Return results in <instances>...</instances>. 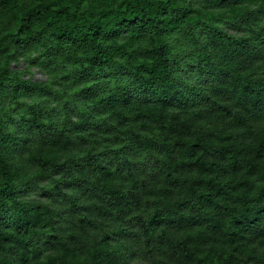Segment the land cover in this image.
I'll use <instances>...</instances> for the list:
<instances>
[{"label":"trees","instance_id":"obj_1","mask_svg":"<svg viewBox=\"0 0 264 264\" xmlns=\"http://www.w3.org/2000/svg\"><path fill=\"white\" fill-rule=\"evenodd\" d=\"M246 1L44 0L22 8L15 0H2V10L9 12L10 19L0 26V98L6 81L11 80L9 61L2 63L6 53L3 47L12 41L22 46L30 39L41 41L49 54L62 55L85 78L104 68L128 76L127 83L117 84L106 96H99L97 109L107 107L118 119L133 122L123 123L132 128L127 145L133 153L145 151L152 161L160 162L165 179L171 181L178 195L155 204L148 213L149 220L140 212L146 204L136 184L127 189L103 184L93 189L92 195L112 202L115 215L130 214L136 220L144 242L154 254L148 264H264V252L245 247L256 231L264 228V129L254 128L249 122L250 115H264V29L249 26L250 36H238L193 13L209 5L232 8L237 3L248 12ZM13 22L16 26L8 29ZM197 28L205 33L190 41L200 47L203 55L192 73L184 76L180 52L169 37L175 31L194 35ZM125 32L148 42L144 58H137L125 42H118ZM226 51L261 65L254 72L236 66L230 71L232 77H227L216 64L217 55L226 56ZM118 52L125 55L124 61L116 58ZM89 89L88 95L92 96L93 90ZM228 97L234 104L218 101ZM190 101L208 102L222 109L224 115L243 126L245 136L207 129L187 130L186 134L178 130L174 136L175 109L186 110ZM39 111L34 110L33 117L23 120L62 154L72 153L80 141H90L89 157L83 165L75 163V169L92 165L99 158L96 140H88L81 132L72 137L67 122L51 131ZM148 119L160 124L161 136L141 137L133 131L137 123ZM1 131L0 126V264H137L111 245L107 232L89 242L75 235L65 240L56 235L43 236L44 229L53 223V210L19 199L18 190L34 177H51L58 168H64L61 157L38 148L28 156L29 170L20 169L9 155L10 150L16 151V145H7ZM23 139L27 142L28 136ZM129 172L134 178L131 168ZM74 179L88 188L89 184L75 174ZM75 208L81 212V208ZM171 217L182 225L202 221L206 228L198 229L195 236L175 237L166 227H160V220ZM196 237L212 240V244L198 242ZM129 246L135 248L134 244Z\"/></svg>","mask_w":264,"mask_h":264},{"label":"rangeland","instance_id":"obj_2","mask_svg":"<svg viewBox=\"0 0 264 264\" xmlns=\"http://www.w3.org/2000/svg\"><path fill=\"white\" fill-rule=\"evenodd\" d=\"M15 1L25 8L44 0ZM245 3L248 11H245L246 14L243 4L238 3L232 5V8L209 5L206 10L199 8L200 11L193 13L195 16L207 17L211 24H217L234 35L250 36L252 32L249 26L264 29V0H247ZM2 9L0 0V26L9 23L10 19L9 12ZM250 11L255 14H250ZM15 26L16 23L13 22L7 27L13 30ZM204 33L202 28H197L194 35H180L175 31L169 37L171 45L180 52L178 57L184 76L192 73L191 70L194 69L200 54L203 55L200 47L191 42L192 38ZM117 40L119 43L125 42L130 53L137 58L146 56L145 46H148V42L144 39L129 37L125 32ZM20 44L12 41L8 47H3L6 48V53L2 63L9 61L11 80L6 81L5 91L0 98V126L1 132L7 137L6 142H9L7 145H16V151L10 150L9 155L17 167L27 171L31 167L28 156L33 150L40 148L54 151L59 153L64 168H58L51 177L30 179L18 190V198L25 202L44 204L53 210V223L49 229H44L43 236L56 235L65 240L75 235L81 241L89 242L101 239L103 233L107 232L111 245L126 255L132 263L148 264L153 260L154 254L144 242L136 220H132L130 214L115 215L112 202L97 200L92 195L93 189L101 188L103 184L112 183L121 189L134 188L136 184L144 196L143 204L146 205L141 206L140 212L146 220L150 219L148 213L155 204L178 195L171 181L165 179L161 165H158L160 162L155 159L152 161L153 158L145 151L141 154L133 153L130 145H127L132 139V128L123 123L133 122L118 119L107 107L97 109L100 97L106 96L117 84L127 83L128 76L119 70L104 68L97 70L90 78H85L80 75L77 66L62 55L55 57L49 54L41 41L30 39L24 46ZM117 54L116 58L124 61L125 55H119V52ZM225 54L226 56L217 55L216 64L227 73V77H232L230 71L232 68L236 69V66H242L243 71L254 72L261 65L255 60L245 61L236 53L226 51ZM89 88L93 90L92 96L88 95ZM218 101L227 105L234 104L230 97ZM38 109L45 127L51 131L67 122L72 137L81 132L88 140H96L95 152L99 158L94 160L92 165L75 169V163L83 165L84 159L89 157L90 141H80L79 146L70 154L57 151L48 140L46 142L40 137L37 129L23 120L25 117H33L34 110ZM185 109H175L174 122L177 130L172 132L174 136L178 135V130L185 133L187 130L199 129L238 135L240 138L245 136L240 123L224 115L222 109L208 102L201 104L190 101ZM182 121L186 124L183 125ZM249 122L254 128L264 129V115H250ZM135 126L133 131L141 137L162 135L160 124L154 120H143ZM24 135L28 136L27 142L23 139ZM129 168L134 178L130 175ZM233 173L231 175H234ZM74 174L83 182H87L88 188L84 189L82 183L74 179ZM71 201L81 208V212L77 211ZM190 224L192 225H182L174 217L160 220V227H166L175 237L188 234L195 236L198 229L206 228L202 221H191ZM125 229L132 232L125 233L122 231ZM196 241L212 244V240L207 242V239L197 237ZM132 244L135 245L134 249L129 246ZM245 247L264 252V228L257 230L256 235H253Z\"/></svg>","mask_w":264,"mask_h":264}]
</instances>
